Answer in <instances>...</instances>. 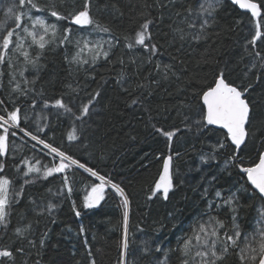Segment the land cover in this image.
<instances>
[{
    "label": "trees",
    "instance_id": "obj_1",
    "mask_svg": "<svg viewBox=\"0 0 264 264\" xmlns=\"http://www.w3.org/2000/svg\"><path fill=\"white\" fill-rule=\"evenodd\" d=\"M201 2L94 0L93 15L110 28L108 33L96 31L91 26L81 28L56 21L47 12L31 10L33 18L42 15L49 23H58L61 31L72 27L73 40L83 36L92 41H111L113 46L107 59L101 58L94 65L78 66L69 63L77 50L75 44L58 45V34L57 42L44 50L38 68L26 66L20 53L13 49L11 62L16 65V81L9 83L5 65L4 86L0 88V100L4 105L0 109L11 111L20 107L22 117H30L21 120V127L33 134H37L39 125L47 124L39 133L42 139L60 147L124 190L129 200L128 248L125 252L122 247L123 197L108 186L99 205L85 207L86 189L90 191L88 186L99 181L79 168L69 172L70 180L74 175L71 194L64 189L63 174L44 178L42 174L33 173L24 177L22 173L27 170L22 162L24 159L42 168L52 166L53 161L47 149L18 131L15 137L9 138L8 155L0 157L5 165L0 176L7 175L13 181L11 191H18L23 185V194L17 197L19 202L10 209L6 233L0 229V248H24L22 254L15 253V264H91L92 259L96 264H180L181 238L195 221L207 219L204 213L209 202L214 199L220 202L215 192L221 191L227 196L241 186L243 190L237 192L241 205L238 220L242 232L252 230L258 209L264 208V200L253 190L246 175L228 162L234 146L226 139L225 131L213 126L199 131L194 121L200 119L202 107L198 93L213 82L218 70H226L228 79L236 84H251L253 128L257 130L239 154L244 166L256 161L264 152V68L245 51L246 41L252 35L250 13L241 11L229 0H221V6L214 13L215 22L207 29V39L197 41L190 35L179 39L178 33L173 31L175 28H183L186 34L195 31L182 23L187 15L185 8L195 9ZM38 3L48 4L50 0H38ZM82 3L83 0H65L58 10L74 11ZM14 4L15 14L28 11L27 7L19 8L18 0H0V24L8 28L14 27V21L7 8ZM178 12L181 15L178 16ZM145 19L153 21L149 31L151 42L158 48L155 54L142 45L127 47L125 37L131 40ZM238 20L243 22L237 24ZM24 26L41 31L39 26L33 29L27 17ZM16 31L26 37L24 50L35 56L38 47H29L31 38L27 33ZM104 46L108 50L109 44ZM256 50L264 54V44L258 41ZM252 63L258 66L249 72ZM165 65L171 66L167 79L164 78ZM24 67L27 71L21 77L19 70ZM246 72L249 73L247 77ZM25 78L34 83H24ZM16 82L29 90L27 96L12 91ZM96 91L100 96L84 122L75 120L63 109L51 107L61 97L73 105L86 102ZM33 101L35 108L31 107ZM45 101L50 105L48 108L43 107ZM74 111L79 114L77 109ZM3 114L0 110V115ZM37 114L47 119L37 121ZM73 126L80 139L69 141L67 137ZM160 128L165 131L179 129L172 138L171 148L167 137L157 131ZM217 141H223L226 147L214 148ZM168 155L173 156L174 188L165 200L161 193L153 195V191ZM25 179L32 182L23 184ZM205 189L208 190L206 195ZM49 204L56 207L47 211ZM212 215L228 222L231 212L228 207H221L214 209ZM28 224L32 228L25 234L27 238H18L14 229ZM28 240H34L36 246L30 245ZM157 248L160 251H156ZM225 264H239V261L233 255Z\"/></svg>",
    "mask_w": 264,
    "mask_h": 264
},
{
    "label": "snow or ice",
    "instance_id": "obj_2",
    "mask_svg": "<svg viewBox=\"0 0 264 264\" xmlns=\"http://www.w3.org/2000/svg\"><path fill=\"white\" fill-rule=\"evenodd\" d=\"M232 2L238 5L240 9L250 13L249 27L252 35L246 41L245 51L247 55L259 60V67L264 68V54L256 50L258 41L264 44V0H232ZM64 4L65 0H59V3H57V0H50V3L44 5H39L38 0H18L19 8L24 9L27 7V12L19 11V14H15V4L7 8V12L14 21V27L8 28L6 25L0 24V28L3 29V32L0 33V88L4 86L3 77L5 75V65H7L10 77L9 83L11 84L16 81V65L11 62V51L13 49L20 53L26 66L31 65L33 68H38L40 67L39 62L44 50L49 45L57 42L58 34V45L74 43L76 46L77 50L69 60V63H74L78 66L86 64L94 65L101 58H108L109 51L113 46L111 41H92L83 36L73 40L72 27H65L61 31L58 23H49L42 15H37L34 18L30 15L31 10L35 9L41 13L47 12L56 21H65L73 26H79L81 28L91 26L94 30L105 33L111 31L109 27L102 25L94 17L92 11L94 0H83L79 8H75L74 11L67 13L58 10ZM220 6L221 0H202L195 9L191 6L186 7L185 12L187 15L184 16L182 23H186L188 29L195 31L186 34L185 30L179 27L173 31L178 33L179 39L181 40H184L186 35H190L193 40L197 41L207 39V29L215 22L214 13ZM177 15L179 16L181 13L178 12ZM25 17L31 22L33 29L39 26L41 31L37 32L30 30L26 26L22 27ZM242 22V20H238L237 24ZM152 23L153 21L151 19H145L131 40L125 37L129 49L134 48L136 45H142L151 54H155L158 51L157 45L151 42L152 34L149 31V26ZM17 29L27 33V36L31 38V45L29 47L32 45L38 47L39 51L35 56L29 51L24 50L26 37L20 36L19 32L16 31ZM146 41L149 43H146ZM105 43L109 44L108 50L105 49ZM249 45L251 46L250 49L247 47ZM257 66V63H252L249 72L257 68ZM159 67L157 65L158 69ZM164 69V78L167 79V71L171 69V66L165 65ZM25 71H27V67L20 69L19 75L23 77ZM248 74L246 72L245 77ZM173 75H175L174 72ZM256 79L259 80L260 77L257 75ZM24 83H34V81H28L25 78ZM69 87L71 86L69 85ZM251 87V84L244 85L232 82L228 79L226 70H218L213 82L198 93L202 101V107L200 119L194 121V124L199 131H203L208 126H218L220 129L225 130L224 135L226 139L234 146V153L228 158V162L238 167L246 175V179L253 190L258 191L261 199H264V152H261L257 160L251 162L249 166H244L243 157L239 154L241 146H246V141L253 138L257 130L253 128L254 104L250 99ZM12 91L19 93V95L27 96L29 90L22 88L21 84L16 82ZM73 91L76 90L73 89ZM99 96L100 92L96 91L94 94H90V98L86 102L81 101L77 105H73L71 102L66 103L64 98L61 97L56 99L51 104V107L63 109L65 113H70L74 116L75 120L84 122L85 118L90 115V109ZM133 102L135 103V101ZM2 105H4V101L0 100V106ZM49 106V103L45 101L43 107L48 108ZM31 107L35 108V101H33ZM74 108L78 110L79 114H77V111H74ZM0 110L4 112L3 115H0V130H2V133H0V156L8 155L9 138L10 136L15 137L19 131L24 136L30 137L36 144L42 145L43 149L48 150L47 155L52 157V166L45 165L43 168L24 159L22 162L27 166V170L22 173L24 177H28L33 173L42 174L44 178L56 173L63 174L64 189H66L67 193L71 194L73 191L72 184L74 182V175L70 180L69 172L79 168L99 181V183H92L88 186L90 191L86 189L84 196L85 207L92 208L99 205L105 198L104 194L108 186L123 197L125 210L123 214L124 238L122 247L126 252L128 248L129 200L124 190L118 184L112 183L110 179L101 175L93 168L87 167L60 147L53 146L52 143L42 139L39 133L47 128V124L39 125L36 129L37 134H33L21 127V120L26 121L30 117L27 115L22 117L20 107H14L11 111H7L6 108ZM45 119H47L45 115L37 114V121ZM157 131L167 137L169 141L168 147L171 148L172 138L179 129L165 131L163 128H160ZM67 138L69 141L80 139L75 126H73ZM36 144H33L32 147L35 148ZM213 147L223 149L226 145L223 141H217V144ZM176 155L179 156V153H176ZM36 163L39 164V161L37 160ZM172 163L173 156L168 155L163 161V169L159 179L155 183L153 191V195L155 193H161L165 200L168 199L169 192L174 188ZM4 167V163L0 162V173L4 171ZM31 182V180L25 179L23 184ZM12 185L13 181L7 175L0 176V229L5 233L10 223V209L15 203L19 202L17 197L23 194V185L15 192L11 191ZM241 190H243V186L237 189V191H230L227 196H224L221 191L215 192V198H218L220 202L217 203L215 199L209 202L207 211L204 213L207 219L201 218L195 221L190 226L189 232L181 238L178 248L180 264H225V261L233 255L236 256L239 264H264V208L258 209V215L252 230L242 232L238 220L241 205L239 196L237 195V192ZM207 191L205 189V195ZM33 203L35 202L33 201ZM55 207L56 205L49 204L45 210L50 211ZM221 207H228L231 212V217L228 222L220 219L219 216L212 215L214 209ZM79 214L77 211L76 215ZM31 228V224L26 225L24 228L16 227L14 233L18 238L26 239L25 234L30 232ZM28 243L33 247L36 246L34 240H28ZM40 244L43 246V239H41ZM156 251H160V249L157 248ZM23 252V247H18L14 250L8 247L0 248V264H15V253L22 254ZM91 264H96L95 259L91 260Z\"/></svg>",
    "mask_w": 264,
    "mask_h": 264
},
{
    "label": "water",
    "instance_id": "obj_3",
    "mask_svg": "<svg viewBox=\"0 0 264 264\" xmlns=\"http://www.w3.org/2000/svg\"><path fill=\"white\" fill-rule=\"evenodd\" d=\"M230 2H232V0H229ZM233 3V2H232ZM234 4V3H233ZM236 5V4H235ZM238 6V5H237ZM238 8H239V6H238ZM240 9V8H239ZM241 11H243V12H247L246 10H243V9H240ZM248 13V12H247ZM214 128H216V129H220L218 126H213ZM223 130V129H222ZM225 131V130H224ZM243 146H241V148H242ZM264 200V199H263Z\"/></svg>",
    "mask_w": 264,
    "mask_h": 264
}]
</instances>
